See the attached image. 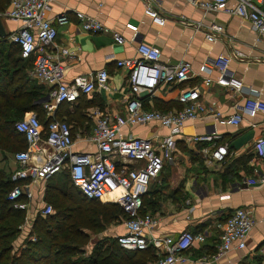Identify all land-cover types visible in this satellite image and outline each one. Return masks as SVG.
<instances>
[{"label":"crops","instance_id":"crops-1","mask_svg":"<svg viewBox=\"0 0 264 264\" xmlns=\"http://www.w3.org/2000/svg\"><path fill=\"white\" fill-rule=\"evenodd\" d=\"M153 2L166 16L162 25L156 24L145 14L142 0H50L46 15L56 25L57 34L48 50L57 54L61 47L68 48V53L58 55L62 64L59 79L70 81L76 75L99 68H106L109 73L108 89H95L91 92L89 97L94 96L96 104L87 107L85 111L96 106L110 111L123 109L129 95L126 70L115 62L122 57L136 55V45L140 40L157 45L162 61L173 63L186 59L193 69L186 81L171 84L160 82L152 94H143V102L147 107L162 110L178 107L180 103L177 95L180 88L196 84L202 100L214 103L225 114L232 112L233 100L248 92L232 95L228 88L215 82L209 85L201 82L204 75L213 78L217 75L216 69L210 65L218 54L230 55L227 71L243 81L244 90L256 88L258 95L264 100V39L257 38V32L248 20L223 10L206 11L188 0ZM235 2L236 0H229L230 4ZM260 5L264 9V1ZM8 6L9 3L6 8ZM76 10L94 15L118 30L126 40L117 43L109 32L83 30L78 23ZM63 12L68 20L59 23L56 16ZM181 15L184 17L181 18ZM0 17L7 34L17 28V22L4 15L3 11L0 12ZM211 23L221 24L222 29L211 31ZM210 32L214 34L211 40L206 37ZM2 41L0 58L8 44L17 46L8 37ZM16 57L17 61L1 60V118L6 115L10 118L19 115L21 118L25 113L34 111L39 115L44 128L48 117H66V111L62 112L58 106L60 102L50 114L46 113L43 101L48 99L49 85L30 75L32 56L25 58L16 54ZM202 63L209 64V69L198 72ZM62 103L68 111H74L73 101ZM89 118L92 128L93 119ZM91 128L84 127L82 134H87ZM213 129L220 133V137L215 139L217 144L227 142V153L221 160L207 163L198 150L206 142H198L192 146L182 136ZM123 130H129L135 135H148L152 131L167 132L164 126L153 124L136 125ZM263 135L264 114L261 113L244 114L237 124L219 122L210 115L185 122L179 139L189 144L188 149L185 151L176 145L173 159L165 162L159 175L150 180L142 206L157 219L148 233L150 235L176 237L184 229L204 232V239L194 240L182 252L185 259L174 264H264V156L254 146L255 140ZM84 145V142L77 141L74 148H82ZM17 146L26 147V142L16 131L12 135H0V170L6 174L15 167L12 154ZM61 185L55 177L47 178L42 186L36 185L28 209L22 210L25 218L31 219L24 222L23 229L31 226L34 215L44 202L57 198L54 194L57 188L61 189ZM112 195L107 193L98 199L103 203L114 202ZM237 206L249 207L255 218L246 245L213 259L211 255L216 251L219 239L215 222L224 219ZM102 224V228L106 227V223L102 221ZM109 225L102 230V234L113 235L114 238L124 231L121 222L112 221ZM85 231L93 239L98 237L100 229L91 231L85 228ZM90 244L91 241L87 246Z\"/></svg>","mask_w":264,"mask_h":264},{"label":"built area","instance_id":"built-area-1","mask_svg":"<svg viewBox=\"0 0 264 264\" xmlns=\"http://www.w3.org/2000/svg\"><path fill=\"white\" fill-rule=\"evenodd\" d=\"M203 10H223L248 20L257 32V38L264 39V9L260 3L264 0H188ZM143 11L153 22L162 25L166 16L154 4L153 0H142ZM50 0H9V6L3 14L17 22V28L7 34L10 41L19 46L22 57L32 56L30 75L49 85L48 99L43 107L50 114L61 101H74L81 93H91L95 89H108L109 73L106 68L89 71L74 76L70 81L59 79L62 64L58 55L68 53L63 46L54 54L48 50L55 40L57 27L47 17ZM75 14L83 30L90 32H109L112 39L122 43L126 38L94 15L81 10ZM181 18L184 16L181 15ZM68 17L63 12L56 16L59 23ZM211 31H220L221 24L211 23ZM207 39L214 38L213 32ZM230 60L228 54H218L210 67L216 69L213 78L204 75L201 82H215L228 88L232 95L248 92L232 102V112L225 114L214 103L201 99L198 85H186L180 88L177 100L180 106L169 109L147 107L143 94H152L160 82L181 83L193 73L190 61L179 59L168 63L161 60L157 45L139 41L136 55L116 60V65L126 70V83L129 95L121 111H110L96 106L86 114L93 119L91 130L82 134L72 131V126L65 119L51 117L43 128L36 112L25 113L14 122V127L25 142L26 147L13 151L15 167L9 172L12 186L5 197L13 207L27 210L36 185L42 186L50 176L66 169L75 186L87 197L102 198L112 193L111 199L118 203L124 213L121 223L124 231L117 234V242L124 248H144L149 243L156 248L158 256L146 264H174L183 261V251L194 240H203L204 232L182 230L176 237L172 235H150L151 228L157 222L149 211L141 212L143 195L151 179L161 172L164 163L173 159L176 139L180 138L187 120L201 116H213L219 122L239 123L244 114H264V100L258 90L250 87L244 90V83L227 71ZM209 64L202 63L198 72H205ZM161 125L166 133L152 131L148 135H135L129 130L136 125ZM220 133L213 129L200 133L184 134L182 138L190 145L203 143L198 150L207 163L221 160L227 153V142L217 144L215 139ZM77 141L85 145L74 148ZM254 146L264 156V135L259 136ZM42 214L53 211L50 202H44L39 208ZM26 218L25 221L27 222ZM255 222L249 207L237 206L224 218L215 222L218 230L216 251L211 255L215 259L231 249H241ZM22 227V226H21ZM30 240H35L30 235Z\"/></svg>","mask_w":264,"mask_h":264},{"label":"trees","instance_id":"trees-1","mask_svg":"<svg viewBox=\"0 0 264 264\" xmlns=\"http://www.w3.org/2000/svg\"><path fill=\"white\" fill-rule=\"evenodd\" d=\"M8 3L9 0H0V12L4 11ZM6 38H0V42ZM17 46L14 44L6 46V49L1 52L0 65L1 60H18L16 54L20 55V50ZM89 94H79L73 101L74 111L72 112L68 111L61 101L58 106L62 112L66 111V117L55 118L71 122L73 132L76 129L82 132L84 127L88 129L91 123L85 109L96 104L95 97H89ZM51 117L46 119L45 125ZM18 118L19 115L16 118H10L7 115L1 118L0 115V135H12L16 131L14 122ZM20 136L23 138L21 134ZM179 140V138L176 139V144ZM21 148L24 147L19 146L17 149ZM63 171L65 178L61 182L62 185L59 186L61 189L55 187L57 191L54 195L57 198L47 201L53 203V211L42 214L38 210L31 226L24 229V233H28L23 241L24 244L22 243L20 248L13 251L9 239H12L19 229L22 230L19 224L22 222L24 214L23 209L13 207L11 202L6 199L5 194L12 186V181L9 178L10 171L6 174L0 170V223L5 222L6 224L0 225V264H146L158 256L156 248L151 243L144 248L128 249L119 245L117 238H112L108 243L101 237L96 239L92 250L86 253V246L93 239H90L91 234L85 231V228L98 231L103 225L102 221L103 223L121 222L124 213L116 202L103 203L96 197L85 196L73 184L68 171L66 169ZM56 175L49 178L56 177ZM49 186L53 187V185ZM48 197L51 198L50 195ZM145 211L142 207L141 212ZM30 235H34L35 240H30ZM106 245L108 246L106 247Z\"/></svg>","mask_w":264,"mask_h":264},{"label":"rangeland","instance_id":"rangeland-1","mask_svg":"<svg viewBox=\"0 0 264 264\" xmlns=\"http://www.w3.org/2000/svg\"><path fill=\"white\" fill-rule=\"evenodd\" d=\"M7 7V6H6ZM91 128V126H89V128L88 129H90ZM188 146H189V144H187V143H184L183 141H178L177 142V147L178 148H180V149H184L185 151H186V149H188ZM64 175H65V173L64 172H62V173H60L57 177H55V180H59L60 182H62L63 180H64ZM56 202V201H55ZM24 214V213H23ZM25 214H24V217H23V220H22V222L19 224V226H20V228H22V230H23V232H22V230L20 231V229H19V231L18 232H16L14 235H13V237H12V239H9V242L11 241V244H12V249H13V251H15V249L17 250V248H20L21 247V245H23L24 243H23V241L25 240V238H26V236L28 235V233L27 232H25L24 233V229H23V227H21L23 224H24V222H25ZM3 224H5V222H1L0 223V225H3ZM6 225V224H5ZM110 225H109V223H106V227H104V228H102V227H100L99 229H100V231H99V234H98V237H101V238H106L107 239V242L109 243L110 241H111V239L113 238L112 236L113 235H106V234H102L101 232H102V230L103 229H107V227H109ZM102 228V229H101ZM98 229V230H99ZM116 232V231H115ZM33 234L34 235H36V233H34L33 232ZM98 237H93V240L91 241V244L89 245V246H86V253H89L91 250H92V248H93V246L92 245H94V243L96 242V239H98ZM59 238H62V237H59ZM116 237H114V239H115ZM101 241H105V240H101ZM23 243V244H22ZM108 245H106V247H107ZM103 248H105L104 246H103Z\"/></svg>","mask_w":264,"mask_h":264},{"label":"water","instance_id":"water-1","mask_svg":"<svg viewBox=\"0 0 264 264\" xmlns=\"http://www.w3.org/2000/svg\"><path fill=\"white\" fill-rule=\"evenodd\" d=\"M7 34L3 24H2V20H1V17H0V38L1 37H5Z\"/></svg>","mask_w":264,"mask_h":264}]
</instances>
